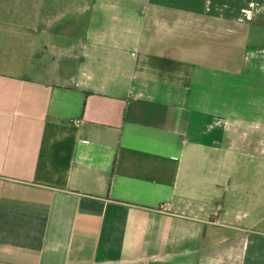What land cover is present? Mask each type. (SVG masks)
Wrapping results in <instances>:
<instances>
[{"label": "crops", "instance_id": "crops-1", "mask_svg": "<svg viewBox=\"0 0 264 264\" xmlns=\"http://www.w3.org/2000/svg\"><path fill=\"white\" fill-rule=\"evenodd\" d=\"M256 153L264 0H0V264H264Z\"/></svg>", "mask_w": 264, "mask_h": 264}, {"label": "rangeland", "instance_id": "rangeland-1", "mask_svg": "<svg viewBox=\"0 0 264 264\" xmlns=\"http://www.w3.org/2000/svg\"><path fill=\"white\" fill-rule=\"evenodd\" d=\"M241 134L242 133H245L244 135V138H247V139H252V138H261L263 137V131L261 130H255V129H249V128H246V129H243L241 130L240 132ZM250 149L254 150L255 148L249 146ZM254 159L252 160L253 162L250 163L249 165V169H252V170H264V159L260 158V155L259 154H254Z\"/></svg>", "mask_w": 264, "mask_h": 264}]
</instances>
